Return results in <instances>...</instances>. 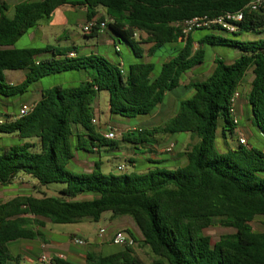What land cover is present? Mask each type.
<instances>
[{
  "label": "trees",
  "instance_id": "1",
  "mask_svg": "<svg viewBox=\"0 0 264 264\" xmlns=\"http://www.w3.org/2000/svg\"><path fill=\"white\" fill-rule=\"evenodd\" d=\"M252 1L26 0L16 5L10 16V6L0 0V97L23 95L51 75L91 72L79 86L43 90L41 99L25 116L0 115V134L38 141L6 148L0 137V185L11 184L19 174L33 177L41 187L65 185L60 197L16 196L0 204V264H21L22 256L14 255L9 244L45 240L47 221L60 225L85 219L99 222L107 212L134 221L138 233L127 232L136 244L150 248L156 257L153 264H264V232L250 225L258 217L264 218V178L260 176L264 173V151L240 144L225 152L216 147L220 122L224 136L227 131L235 133L231 99L250 70L248 120L264 139V40L235 41L215 34L185 36L178 26L194 17L237 13ZM64 5L86 8L87 20L99 24L104 17L98 16L104 10L114 41L127 43L138 57L145 52L152 56L167 45L178 46L173 49L176 55L152 78L153 63H135L124 71L120 64L98 54L80 56L78 47L15 48L30 30L50 23L54 11ZM236 25L235 32L220 26L210 30L233 35L264 32V15L245 12L244 20ZM136 33L147 40H136ZM99 34L95 30L87 36ZM143 43L153 46L145 51L140 47ZM207 46H233L242 55L231 64L216 58L206 80L188 83L185 87L195 93L180 103L173 117L154 129L130 130L122 135L138 147L152 142L156 135L189 133L197 142L185 152L186 165L119 175L102 173L100 163H95L91 172L67 170L75 156L74 138L75 149L88 153L117 147L93 123L94 103L100 92H108L112 114L126 118L151 115L168 93L181 86L184 74L204 63ZM71 51L77 56L70 57ZM45 54L51 57L39 59ZM8 71H25L26 78L12 85L7 80ZM215 225L234 233L212 244L204 230ZM133 247L108 256L90 252L85 264H145ZM51 263L73 264L59 257H53Z\"/></svg>",
  "mask_w": 264,
  "mask_h": 264
},
{
  "label": "rangeland",
  "instance_id": "2",
  "mask_svg": "<svg viewBox=\"0 0 264 264\" xmlns=\"http://www.w3.org/2000/svg\"><path fill=\"white\" fill-rule=\"evenodd\" d=\"M9 5L15 3H22L26 0H5ZM10 16H13L14 11H10ZM99 18L104 17L103 22L107 24L110 22V19L105 14V11L100 12ZM103 13V14H102ZM81 11H79L74 18L73 23L66 28L59 29L58 33L61 37L60 40L51 37L49 42H44L43 39L37 34L36 36L31 35L34 33V29L30 30L24 37H22L15 45V48H40L46 45H59L62 47H74L76 45L79 50V55H90L98 54L107 58L110 62L114 64H120L125 71H128L130 65L135 63H153L155 69L152 74V78H156L160 75L162 65L164 62L168 61L170 58L176 55L178 46L167 45L156 51L152 56H148L146 52L142 57H138L134 54L130 46L125 42H114L112 38L111 31L107 29L106 32L99 34L95 37H90L84 34L83 26H80L86 18H81ZM73 16V17H74ZM101 20V19H100ZM101 22V21H99ZM85 23V24H86ZM70 30L72 34L69 35ZM201 34H215L222 35L230 40L235 41H258L264 40V32H243L241 34L233 35L230 33H225L223 31H214V30H203L194 33V36ZM135 39L141 42H145L147 37L136 33ZM50 43V44H48ZM153 46L152 43H143L140 45L142 49L148 51ZM179 49L181 46L179 45ZM242 55L241 51L233 46H207L206 47V58L202 65L197 68L187 72L182 77L181 86L175 89L174 91L168 93L163 104L158 107L151 115L148 116H138L135 118H126L120 115L112 114L109 109V94L108 92H100L95 101V108L99 109V117L95 116L97 120L95 124L96 128L101 131L104 124H109L113 129H115L119 134H125L129 130H133L139 127H152L164 123L171 117H173L176 111L179 108V105L182 101L188 100L193 97L195 91L193 89L185 87L191 81H201L206 80L209 74L214 69L215 59L220 58L227 62L228 64L233 63ZM51 54H45L39 57V59L50 58ZM25 71H8L6 73L7 80L12 85H18L22 82V77L25 78ZM91 72L88 71H72V72H63L55 75L48 76L36 83H34L29 90L23 95L15 97H0V115L8 114L13 117L21 115V109L24 105L32 107L37 101L41 99V92L56 86L71 87L79 86L85 82ZM253 80L252 71H248L245 79L242 82L240 88V102L244 104V111L242 112L241 108L237 104V113L240 119V124L246 126L248 124L247 114L249 112L247 101V94L249 92L251 82ZM99 103V105H98ZM222 122H220L219 129L216 137V147L219 151L225 152L229 149H233L239 146V137L237 133L231 134L230 131L226 132L224 136L222 132ZM132 128V129H131ZM191 134L189 133H180L174 135H166L167 138H171L175 142L174 154L182 153V156L177 159L178 165L184 166L187 163V157L185 155V147L191 143ZM3 138L2 145L3 147H11L13 145L21 144L23 142H38L37 140H22L17 135H2ZM196 140V139H194ZM76 138L72 140L73 143V152L74 159L67 166V170L70 172L80 174L83 172L92 171L95 167V163L101 164L102 173L119 175L123 174L118 171V166H124L127 172H146L152 167H156L157 164L149 163L147 160V155L142 154L135 148L134 144L128 142L118 136L113 142L117 144L116 148H111L110 146L104 147L101 152H86L84 150H76ZM38 145V143H35ZM254 145L257 149L264 151V139L260 137L259 132L254 131V135L251 137L249 145ZM230 147V148H229ZM249 148V147H247ZM132 154L135 156V159L138 160L137 167H134L130 161L127 159V155ZM172 153H167L165 156L167 159H171ZM169 168V164L161 165V167ZM264 178V173L260 174ZM65 185L61 183H53L47 186H38L37 180L33 177L25 174H19L11 184L2 186L0 185V204L6 203L16 196H33L36 198L41 197H60L59 191L64 188ZM111 212L104 213L99 222H93L89 219H85L78 224H53L47 221L46 230H45V240L35 239L30 240H20L12 242L9 244V247L14 255H21L22 261L21 264H49V263H39V256L43 254L44 248L42 244L50 241L51 244L54 242L63 243L62 250L70 253H77L84 255L82 260L86 262V256L88 253H102L104 256H108L114 253L125 251L126 247L107 244V242H97L94 245L90 244L88 239L92 236L99 235L101 228L106 229V237H109L108 232L109 227H113V224H110ZM252 228L255 231L264 232V218L258 217L253 223H250ZM204 233L211 238L212 244H215L222 236L227 234L234 233L233 229L222 227L220 225H215L204 230ZM109 235V236H108ZM71 236V237H70ZM74 237L85 240V245H76L73 242ZM137 239H140L137 237ZM28 246H31V249H28ZM55 249V248H52ZM135 255L141 258L145 264H153L156 260L155 255L152 253L149 247L144 246L142 243L135 244L133 247ZM49 251V250H48ZM31 260V261H30ZM81 262H77L80 264ZM85 264V263H84Z\"/></svg>",
  "mask_w": 264,
  "mask_h": 264
},
{
  "label": "crops",
  "instance_id": "3",
  "mask_svg": "<svg viewBox=\"0 0 264 264\" xmlns=\"http://www.w3.org/2000/svg\"><path fill=\"white\" fill-rule=\"evenodd\" d=\"M18 4L19 3H15L13 5L8 4L10 6V9H11L10 11H12V9ZM79 11H81V13H82L81 18L82 19L86 18L87 11H86V8H84V7L78 8V7H73L70 5L61 6V7L57 8L54 11V13L52 14V20L50 23H41L37 28L34 29L35 32L32 33L31 35L36 36L38 34L40 36V38L44 40V42H49V39L51 37H55V39L60 40L62 36H60L58 33L59 29L69 27L74 21V18H75L74 15H76ZM102 11H104V10H102ZM86 21H88L87 18H86ZM80 22H82V23H80V24H82L80 26H83L86 23L83 20H80ZM105 30L103 32H100V34L106 32ZM70 34H72V30H70V33L68 36H70ZM48 44H50V43H48ZM56 47L62 48V46H59V45H56ZM74 47H77V46L74 45ZM64 48H66V47H64ZM67 48H69V47H67ZM71 52H74V51H71ZM22 78L23 79L21 82H23L25 80L26 73H25V78H24V76ZM246 103L248 104V101H246ZM98 105H99V103H98ZM238 107L241 108L242 112L244 111V104L240 102V99L238 100ZM247 108H249V106ZM94 109L96 111L95 116H98L99 121H100V117L98 115L100 111H99V109L97 111V109L95 108V104H94ZM249 117H250V109H249V112L247 114L248 124L246 126H242L241 124H239V126L235 129V133H237L238 137H240L241 135L246 137L250 143L251 137L254 135V131L257 132V130L249 122V120H248ZM158 126L159 125L152 126V127H139V128L154 129ZM109 127H111L109 124L108 125L104 124L103 129H101L100 132L104 135V137H105V134L108 131ZM260 137L262 138L261 135H260ZM194 139L195 138H193L191 136V143H189L185 147V152L189 149V147L192 144L197 142V140H194ZM171 145L175 146V142L172 141L171 138H167L166 135L160 134V135H156L152 142L143 143V144H141L135 148L138 149V151L140 153L147 155V160L149 161V163L157 164L156 167H152V168L148 169L147 171L152 170V169H156V168H165L164 166L161 167L162 164L163 165L169 164L170 167L168 169H177V168L181 167L180 165H178L179 163H178L177 159L182 156V153L174 154L173 153L174 150H173V152L171 154V159H167L165 155L168 152L166 150ZM250 146H254V145L250 144ZM102 149H100V150L96 149V151L101 152ZM127 159L130 161V163L134 167H137L138 160L135 159L134 155L128 154ZM118 167H120V166H118ZM89 172H91V171H89ZM146 172H139V173H146ZM109 220H110V224L114 225V228L109 227V229H108L110 236L108 235L109 237H106V238H105L106 235L104 236V238H101L100 235L92 236L88 239L90 244L94 245L97 242L99 243V242H104V241L107 242V244H109V243H111V239H112L113 235L120 230H126V231H130L132 233H138L137 227H136L134 221L130 217H113V215H111ZM42 246L44 248V252L39 257H43V256H45L47 258L59 257V258H62L66 261H69L73 264H77V262H81L80 264H82V260L84 258V255L77 254V253H70L69 251H67V252L63 251L62 250V248L64 247L63 243L54 242V244H51L50 241H47L46 243L42 244ZM52 248H55V249H52ZM28 249H31V246H28ZM84 263L85 262H83V264ZM50 264H54V263H50Z\"/></svg>",
  "mask_w": 264,
  "mask_h": 264
},
{
  "label": "built area",
  "instance_id": "4",
  "mask_svg": "<svg viewBox=\"0 0 264 264\" xmlns=\"http://www.w3.org/2000/svg\"><path fill=\"white\" fill-rule=\"evenodd\" d=\"M245 12H251V13L257 12V13L264 15V0H253L252 2L247 4L242 10H240L237 13L227 12L216 18H210L208 16L194 17L192 19L185 20L179 23L178 26L180 27L182 33L185 36H189L198 31L210 30L214 26H220L224 28L225 30H227L228 32H235L238 30V26L236 24L241 23L244 20ZM107 25L108 24L106 22H101L99 24L97 20L88 21L83 26V32L85 35H90L95 30L99 32H103L106 29ZM69 56L76 57L77 54L75 52H70ZM239 99H240V93L236 92L231 99V105H230V114L233 118L236 128L240 124V119L237 113V104H238ZM34 106L29 107L27 105H24L21 109L20 117L25 116L28 113H30L34 109ZM96 122L97 120L94 119L93 123H96ZM133 130L142 131V128H135ZM122 135L123 134H119L115 129L109 127L108 131L105 134V138L109 140H115L118 136H122ZM239 144L246 146V147L250 146L248 139L242 135L239 137ZM174 147H175L174 145H171L167 148L166 151L168 153H172L174 150ZM117 169L121 173L127 172L124 166H120ZM105 234H106V230L103 228L100 229L99 231L100 237L104 238ZM73 242L76 245L86 244L85 240L76 238V237H74ZM111 243L115 245L124 246V247H132V246H135L136 244L134 238L126 230H120L116 232L111 239ZM38 261L39 263H49L50 264L52 262V258H47L43 256V257H40Z\"/></svg>",
  "mask_w": 264,
  "mask_h": 264
},
{
  "label": "water",
  "instance_id": "5",
  "mask_svg": "<svg viewBox=\"0 0 264 264\" xmlns=\"http://www.w3.org/2000/svg\"><path fill=\"white\" fill-rule=\"evenodd\" d=\"M2 115H4V114H2Z\"/></svg>",
  "mask_w": 264,
  "mask_h": 264
}]
</instances>
